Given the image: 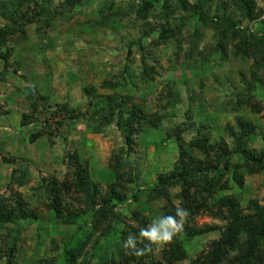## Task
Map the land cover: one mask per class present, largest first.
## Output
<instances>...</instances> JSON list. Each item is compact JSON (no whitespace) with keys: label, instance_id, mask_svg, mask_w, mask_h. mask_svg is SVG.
Returning a JSON list of instances; mask_svg holds the SVG:
<instances>
[{"label":"rangeland","instance_id":"374dc122","mask_svg":"<svg viewBox=\"0 0 264 264\" xmlns=\"http://www.w3.org/2000/svg\"><path fill=\"white\" fill-rule=\"evenodd\" d=\"M23 1L20 10L24 14L32 12L29 8L34 3H42L41 0ZM185 1L192 4L196 0ZM221 1L224 0L205 5L203 15L212 19L225 16L244 26L245 22L235 9H221ZM176 2L171 0L173 13L169 23L172 27L175 18L182 14L175 9ZM254 2L255 13L264 14V0ZM15 4V0H0V30L5 26H22L17 14L15 22L8 19L9 7L16 8ZM137 4L138 0H83L80 5L67 9L62 0H51L47 4L53 12L48 24L50 28L44 27L42 20L23 25L22 37L20 33L8 35L0 45V54L6 56L8 65L4 69L0 59V196L8 192L18 194L34 216L13 225H0V264H4L3 250L12 243L16 249L14 264H65L64 253L80 246L85 237L87 242L76 264H98L101 258L124 264L118 255L120 236L126 224L134 225L130 221L131 212L144 216L146 225L140 228L147 227L163 213L164 201H147L146 196L155 184L156 176L170 172L178 156L174 138H166L165 134L180 126L179 133L185 142L198 131L213 141L224 137L229 143V138L222 133L227 124L233 126V115L218 112L224 110L229 95L240 88L238 74L247 75L251 61L232 58L228 51L232 44L227 45L226 56H221L214 49L217 35L211 29L198 27V35H191L196 25L192 18L174 38L142 53L144 64L155 73L151 81L142 83L139 80L140 53L131 44L140 40V46L147 48L149 42L156 40L155 32L164 19L158 9L150 12L146 21L136 19L133 12ZM160 6L158 0L156 8ZM24 14H20L23 21L27 18ZM186 53L191 56L186 57ZM123 67L129 85L115 89V93L132 97L133 103L141 105L146 114L161 117L157 127L146 122L140 124L127 152L114 123L94 133L93 124L87 120V100L102 104L95 96L111 91L101 89L100 85L114 82ZM258 75L264 80V73ZM28 79L36 80V90L47 101L40 105L39 122L21 127L19 115L29 111V103L34 99L33 95L27 94ZM83 86H91L94 92L85 97L81 91ZM60 104H66L72 114L84 115L69 121L62 112L53 114L45 109ZM187 109L190 110L188 119L184 116ZM59 120L61 124L55 125L54 122ZM38 129L42 132L41 137L28 144V134ZM259 130L264 132V123ZM248 143L251 148L262 147L259 134L250 136ZM71 153L87 162L89 175L98 184L100 192H104L112 181V173L107 168L110 156L119 155L125 160L123 171L130 172L132 183L126 185L122 201L115 203L118 219L112 221L108 229L103 224L91 234L89 212L62 223L56 221L45 207L47 196L43 184L54 179L62 181L66 177L71 170L66 167V159ZM237 160L233 156L232 162ZM13 170L23 180L22 186L12 182ZM177 193L178 187L169 189L174 207L179 202ZM239 198L242 207L248 200L264 204V172L244 177ZM76 203L73 202V208L82 206ZM69 208L74 210L71 205ZM209 225L221 226V221L204 213L185 224L197 229ZM175 237L187 254V259L178 264H188L189 259L206 249L216 233L190 239L180 234ZM164 247L153 246V260H160Z\"/></svg>","mask_w":264,"mask_h":264},{"label":"trees","instance_id":"16d2710c","mask_svg":"<svg viewBox=\"0 0 264 264\" xmlns=\"http://www.w3.org/2000/svg\"><path fill=\"white\" fill-rule=\"evenodd\" d=\"M41 1L42 3H34L29 8L34 13V17H32V12L24 14L20 10L24 1L15 0L14 6L17 9L9 7L8 19L15 22L17 14L18 20L23 24L22 26H5L1 29L0 45L8 35L20 33L22 37L24 34L23 25L35 24L42 20L44 27L50 28L48 24L53 12L50 11L47 4L51 0ZM82 1L62 0L67 9L80 5ZM157 1L138 0L137 8L133 12L136 19L146 21L148 14L158 9L164 19L162 26L155 32L156 40L149 42L147 48L140 46V40L131 44V46L135 45L140 53L139 80L142 83L147 80L151 81L155 74L151 67L144 64L142 53L147 49L151 51L153 47L174 38L179 29L185 27L192 18L195 19L196 25L191 35L194 37L198 35V27L211 29L217 35L214 49L219 51L221 56H226L227 45L232 44V48L228 50L229 55L241 61L250 60L251 64L247 75L239 72L240 88L229 95L224 110L218 112L233 115V126L227 124L222 133L226 138H229V143L224 137L213 141L209 139V136L201 135L198 131L192 139L185 142L179 133L180 126H176V129L171 133H166L165 137L174 138L178 151L177 159L170 172L156 176L155 184L149 188L146 200H163L161 216L175 215L176 207L171 204L169 189L178 187L177 200L179 202L177 207L189 210L188 220L205 213L221 221V226L209 225L199 229L184 227L180 235L187 239L216 233V237L208 242L206 249L195 258L189 259L188 264H264V204H259L256 200H248L242 207L239 198L244 177L264 172V132L259 130L260 125L264 123V92L261 91L264 90V80L258 75L260 72L264 73V14L255 13L254 0L219 2L222 10L233 8L238 12L240 19L245 22V25L241 27L239 23L225 16L212 19L203 15L204 6L215 0H196L192 4H188L185 0H177L175 9H178L182 14L175 18L176 23L172 27L169 23V17L173 13L170 8L171 0H160L159 8H156ZM8 6L11 4L8 3ZM20 14L22 16L24 14L27 17L26 20H21ZM251 24L254 26L252 27ZM144 25L148 26L146 23ZM185 56L188 57L191 54L186 53ZM0 59L5 69L8 66L6 56L0 54ZM28 80L30 85H27V94L33 95L34 99L29 103V111L19 115L18 124L21 127L38 123L40 105L47 101V98L36 90V80ZM128 82L127 71L123 67L114 82H103L100 85L101 89L111 91L109 94L95 96L101 99L102 104L87 100L89 112L87 120L94 126L92 132L98 133L101 127L114 123L126 152L130 150L132 137L138 133L142 122L157 127L161 120L160 116L146 114L141 105L133 103L135 100L132 97L115 93V89L129 85ZM81 91L85 97L94 92L91 86H83ZM45 109L53 114L60 111L65 120L69 121L84 115L82 113L72 114V110L66 104L46 106ZM189 115L190 110L187 109L184 116L188 119ZM54 123L59 126L61 120ZM47 134L48 132H46ZM257 134L261 139L262 147L259 149L249 147V137ZM41 135L42 132L38 129L28 134L26 141L28 144H32ZM113 155L110 156L107 163V168L112 173V181L107 184L104 192H100L98 184L91 179L87 162L81 161L76 153H71L66 159V167L71 170L62 181L54 179L43 184L47 196L45 207L54 215L56 221L69 223L70 218L89 212L90 233L92 234L103 224H106L108 229L111 222L118 219L115 213V203L122 201L126 185L132 183V179L130 172L123 171L126 166L125 160L120 159L119 155L116 157ZM233 156L238 160L232 162ZM16 173L15 170L11 172L12 182L17 186H22L24 182ZM73 202H77L79 205L81 203L82 206L73 208ZM70 205L74 210H70ZM33 217L18 194L8 192V194L0 196V225H13L18 220L32 219ZM130 221H133L134 225L126 224L121 230V249L118 252L120 262L123 261L124 264H178L187 259V254L176 237L161 250L159 261L152 259V252L144 257L126 255L123 248L124 240L130 233L138 236L140 227L146 225L144 216L138 212H131ZM86 242L87 238L85 237L80 246L71 248L64 253L65 264H76L83 254ZM147 243L144 241V244ZM138 246L142 247L143 245ZM15 251L13 243L9 247H5L3 250L4 264H14ZM98 264L117 263L113 259L101 258Z\"/></svg>","mask_w":264,"mask_h":264},{"label":"clouds","instance_id":"9594fccd","mask_svg":"<svg viewBox=\"0 0 264 264\" xmlns=\"http://www.w3.org/2000/svg\"><path fill=\"white\" fill-rule=\"evenodd\" d=\"M189 216L188 209L176 207L175 215H164L153 219L147 227L140 228L138 236L131 233L127 236L123 242L125 254L144 257L152 252V246L162 247L171 243L175 236L183 232ZM144 241L148 243L144 244Z\"/></svg>","mask_w":264,"mask_h":264}]
</instances>
